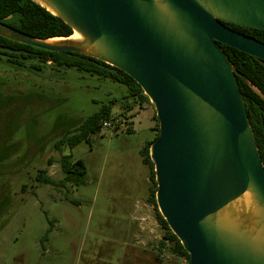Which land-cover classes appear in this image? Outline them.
Returning <instances> with one entry per match:
<instances>
[{"label": "water", "instance_id": "water-1", "mask_svg": "<svg viewBox=\"0 0 264 264\" xmlns=\"http://www.w3.org/2000/svg\"><path fill=\"white\" fill-rule=\"evenodd\" d=\"M31 1L78 37L2 22L0 37L114 67L153 106L155 204L188 264H264V168L236 77L264 96L219 46L264 62V44L222 24L264 32V0Z\"/></svg>", "mask_w": 264, "mask_h": 264}, {"label": "rangeland", "instance_id": "rangeland-1", "mask_svg": "<svg viewBox=\"0 0 264 264\" xmlns=\"http://www.w3.org/2000/svg\"><path fill=\"white\" fill-rule=\"evenodd\" d=\"M122 93L108 80L76 72L54 76L48 70L33 77L0 65V264H117L124 241L120 232L128 237L134 229L139 233L132 243L156 257L162 232L148 202L149 169L139 155L155 133L146 120L137 122L139 133L131 132V118L140 110L123 115L116 106L114 117L123 128L103 129L90 144L72 151L54 148L85 117ZM144 109L154 130V108ZM70 153L72 161L86 167L83 185L35 182L44 170L60 183L64 176L58 161ZM160 255L157 264L184 263L166 249Z\"/></svg>", "mask_w": 264, "mask_h": 264}, {"label": "trees", "instance_id": "trees-1", "mask_svg": "<svg viewBox=\"0 0 264 264\" xmlns=\"http://www.w3.org/2000/svg\"><path fill=\"white\" fill-rule=\"evenodd\" d=\"M7 17H10V19L7 20ZM0 22L37 39L68 38L73 34L72 30L63 21L54 17L31 0H0ZM222 24L234 32L253 38L264 44V32L262 31L227 23ZM219 46L233 67L264 96V62L225 45L219 44ZM0 65L12 71L22 72L33 77H40L41 74L48 70L54 76L67 71L76 72L91 78L108 80L123 88V93L119 98H113L106 104L100 105L97 111L85 117L71 132L64 134L57 140L54 143V148L57 151H60L63 147L72 151L80 143L90 144L91 137L100 133L102 122L115 119L114 108L116 106L120 114L125 115L136 108L141 110L145 105H151L139 85L128 75L100 61L75 53L47 52L0 37ZM236 80L245 105L255 145L264 168V100L253 92L240 77H236ZM153 119L156 122L155 129L153 130L155 134L150 141L144 143L142 149L139 151V155L142 164L149 169V179L153 188L149 190L148 202L152 204L156 211V220L162 232L156 258H162L160 252L166 249L171 255L184 259L183 264H188L187 253L171 233L156 209V184L154 182L153 165L149 159V147L158 135V122L155 114L153 115ZM71 158L72 155L70 153L69 155L62 156L58 161L64 176L60 183H56L46 177L44 170L37 172L35 182L53 187H63L66 184L71 186L83 185L86 167L83 161H72ZM52 162V160H49L48 165H51ZM65 201L69 202L67 199ZM47 222L49 226L52 225L49 220ZM46 239L47 234L43 236L41 242H45Z\"/></svg>", "mask_w": 264, "mask_h": 264}, {"label": "crops", "instance_id": "crops-1", "mask_svg": "<svg viewBox=\"0 0 264 264\" xmlns=\"http://www.w3.org/2000/svg\"><path fill=\"white\" fill-rule=\"evenodd\" d=\"M146 112L147 110L144 109L143 107L138 113L135 114L134 117L131 118L130 121L132 127L131 132H137V133L140 132L136 124L137 122L141 123L142 120H146L148 130H150L151 132L153 131L154 127H153V122L151 120V116L148 113L146 114ZM146 141H150V140H146ZM137 232L139 233V231H135L134 229L133 234L128 237H125V232L124 233L120 232L121 235H124V241L121 243L122 251L119 254L121 256L117 259L118 261L117 264H157L158 263L157 261L158 259L155 257L154 254L145 251L144 249H141L139 242L132 243V238L136 237ZM126 235L128 234L126 233ZM133 242H135V239L133 240Z\"/></svg>", "mask_w": 264, "mask_h": 264}, {"label": "built area", "instance_id": "built-area-1", "mask_svg": "<svg viewBox=\"0 0 264 264\" xmlns=\"http://www.w3.org/2000/svg\"><path fill=\"white\" fill-rule=\"evenodd\" d=\"M116 128H123L121 123L115 119L106 120L101 124V130L103 129H116Z\"/></svg>", "mask_w": 264, "mask_h": 264}, {"label": "bare ground", "instance_id": "bare-ground-1", "mask_svg": "<svg viewBox=\"0 0 264 264\" xmlns=\"http://www.w3.org/2000/svg\"><path fill=\"white\" fill-rule=\"evenodd\" d=\"M77 37H78L77 35H73V36H71V39H72V38H77Z\"/></svg>", "mask_w": 264, "mask_h": 264}]
</instances>
